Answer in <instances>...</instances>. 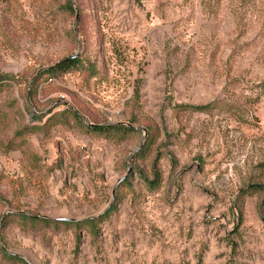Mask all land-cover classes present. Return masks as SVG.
<instances>
[{"label": "rangeland", "instance_id": "obj_1", "mask_svg": "<svg viewBox=\"0 0 264 264\" xmlns=\"http://www.w3.org/2000/svg\"><path fill=\"white\" fill-rule=\"evenodd\" d=\"M0 264H264V0H0Z\"/></svg>", "mask_w": 264, "mask_h": 264}, {"label": "trees", "instance_id": "obj_2", "mask_svg": "<svg viewBox=\"0 0 264 264\" xmlns=\"http://www.w3.org/2000/svg\"><path fill=\"white\" fill-rule=\"evenodd\" d=\"M67 3H68V5L71 6V0H67ZM80 59H81V58H80L79 55H78V56H76V57H74V58H72V59H70V60L64 62V63L61 64V65H57V66H53V67H51L50 69H48L47 72H52V73H54V72H56L59 68H62V67H63V68H67V69H69V68H71V67L73 66V64L79 62ZM198 108H200V107H198ZM124 128H127V126H125V125H123V124H110V125H108V126L103 127L104 130H106V129L122 130V129H124ZM22 216H25V215H22ZM35 220H41V221H45V222H56V221L51 220V219H49V218H35ZM86 222H91V221H90V220H87ZM64 223H69V221H65ZM70 223H71V222H70Z\"/></svg>", "mask_w": 264, "mask_h": 264}, {"label": "water", "instance_id": "obj_3", "mask_svg": "<svg viewBox=\"0 0 264 264\" xmlns=\"http://www.w3.org/2000/svg\"><path fill=\"white\" fill-rule=\"evenodd\" d=\"M77 12H78V11H77ZM76 56H78V54H74V55H72V56H69V57L65 58L64 60H62L61 62L57 63L55 66H57V65H61V64H63L64 62H66V61H68V60H70V59H72V58H74V57H76Z\"/></svg>", "mask_w": 264, "mask_h": 264}]
</instances>
